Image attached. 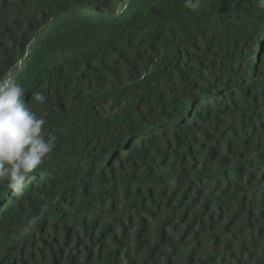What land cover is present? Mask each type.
<instances>
[{
  "label": "trees",
  "instance_id": "1",
  "mask_svg": "<svg viewBox=\"0 0 264 264\" xmlns=\"http://www.w3.org/2000/svg\"><path fill=\"white\" fill-rule=\"evenodd\" d=\"M4 78L55 148L0 264H264L260 0H0Z\"/></svg>",
  "mask_w": 264,
  "mask_h": 264
},
{
  "label": "clouds",
  "instance_id": "2",
  "mask_svg": "<svg viewBox=\"0 0 264 264\" xmlns=\"http://www.w3.org/2000/svg\"><path fill=\"white\" fill-rule=\"evenodd\" d=\"M264 6V0H260ZM25 89L16 80L0 79V182L22 195L24 182L55 148V136L45 130L46 120L24 102ZM34 99L43 103L37 94ZM39 215L28 220L23 233L31 231Z\"/></svg>",
  "mask_w": 264,
  "mask_h": 264
}]
</instances>
